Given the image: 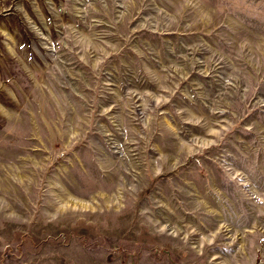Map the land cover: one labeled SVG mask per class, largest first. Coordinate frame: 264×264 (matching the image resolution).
<instances>
[{
    "label": "rangeland",
    "instance_id": "1",
    "mask_svg": "<svg viewBox=\"0 0 264 264\" xmlns=\"http://www.w3.org/2000/svg\"><path fill=\"white\" fill-rule=\"evenodd\" d=\"M0 264H264V0H0Z\"/></svg>",
    "mask_w": 264,
    "mask_h": 264
}]
</instances>
